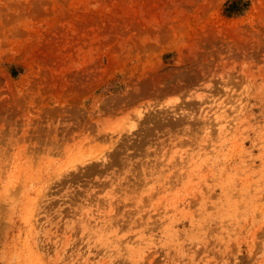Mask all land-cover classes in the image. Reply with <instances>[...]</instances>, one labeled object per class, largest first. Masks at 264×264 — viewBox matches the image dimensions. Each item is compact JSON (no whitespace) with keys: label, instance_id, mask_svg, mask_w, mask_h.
I'll list each match as a JSON object with an SVG mask.
<instances>
[{"label":"rangeland","instance_id":"obj_1","mask_svg":"<svg viewBox=\"0 0 264 264\" xmlns=\"http://www.w3.org/2000/svg\"><path fill=\"white\" fill-rule=\"evenodd\" d=\"M230 1L0 0V264H264V0Z\"/></svg>","mask_w":264,"mask_h":264},{"label":"trees","instance_id":"obj_2","mask_svg":"<svg viewBox=\"0 0 264 264\" xmlns=\"http://www.w3.org/2000/svg\"><path fill=\"white\" fill-rule=\"evenodd\" d=\"M241 1H243V0H231L228 4H226V6H227L226 10H225L226 15L227 16H231V15L238 16V15H240L242 8H244V6L246 5V4H242V5H244V6H242ZM240 5H241V7H240Z\"/></svg>","mask_w":264,"mask_h":264}]
</instances>
